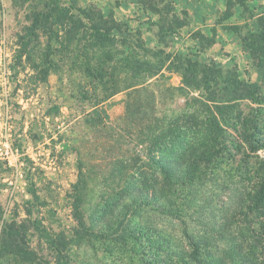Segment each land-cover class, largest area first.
<instances>
[{"label":"rangeland","instance_id":"obj_1","mask_svg":"<svg viewBox=\"0 0 264 264\" xmlns=\"http://www.w3.org/2000/svg\"><path fill=\"white\" fill-rule=\"evenodd\" d=\"M77 1L117 22H107L109 38L35 22L50 0H0V202L4 222L19 225L17 242L0 225V264H56L57 250L63 264H264V205L252 200L264 184V0H230V9L227 0H170L158 15L137 0ZM175 54L214 64L221 86L233 76L259 91L230 90L240 98L223 108L222 148L168 182L162 158L178 156L172 172L187 168L182 142L198 136L183 131L205 117L201 90L183 87L171 67ZM127 55L140 67H127ZM127 71L148 79L142 100L153 95L135 120ZM29 185L55 247L31 228Z\"/></svg>","mask_w":264,"mask_h":264},{"label":"trees","instance_id":"obj_2","mask_svg":"<svg viewBox=\"0 0 264 264\" xmlns=\"http://www.w3.org/2000/svg\"><path fill=\"white\" fill-rule=\"evenodd\" d=\"M137 1L142 9L149 10L156 15L161 13L162 10L160 7L165 8L166 6V8H168L169 3L171 2L170 0H165V3L160 6V0ZM238 2L243 5L242 0H238ZM230 3V0H227L226 6L228 9H230L232 6ZM44 6L48 7L46 12L43 13L42 11H36L34 13L33 20L35 22L39 20V16H43V18L46 20L49 19L58 26H64L65 23L69 22L73 29H77L76 34H78L80 27H85L90 31L99 33L101 37L109 38L111 34L108 32L109 27H107V22L118 25L113 18H110V21L105 18L101 11L96 7L92 5L82 7L78 4L77 0H66V2L63 4L58 0H50V3L45 4ZM171 21H176L175 17H173ZM256 21L260 26L259 36H264V14L258 15ZM71 27H69V29ZM159 29H164V32H168V30L174 32L175 26L172 24H159ZM69 32L70 30H67V34ZM68 36L69 35H67V37ZM173 57H175V62H171V67L180 75L182 86L188 89L201 90V97H194V99L197 103L198 111L202 112L205 117L202 121L203 128L198 127L197 124H193L192 120L190 119L183 131L188 132L191 130L188 132L190 136H194V138H196L195 135L198 136L195 140L189 143L185 144V142H182V150L179 154L180 158L185 154L191 157L187 163H185L187 168H183V170L180 172H172V166L180 167V159L178 156L174 161L171 160V158H162L164 162L161 167V173L168 182H172L173 180L178 182L182 176L188 174V172H190L196 166V164L200 163L197 161H208L214 153V151H212L214 147H219L220 149L222 148L223 141L225 140L224 129L222 128L220 122L223 108L228 102L240 98H234L230 94V90H238L239 92H237V95L243 93L241 97L247 96L246 93L259 91L255 83H248L233 76H224L222 78L223 85L221 86L217 81V78L220 76L212 75L213 71L219 72V70L215 68L214 64H212L210 68L206 63L192 60L189 55L175 54ZM140 65L141 63L138 60H132L130 59V56L127 55V67H131V69H137L140 67ZM159 70V68H156L150 73V75H156L158 73L157 71ZM127 75H129L132 79V81L127 82V116L132 120H135L137 117H142L144 115L146 116L149 113L148 111L151 109L150 102L153 95H149V97L142 100L141 92L146 90V86L149 83L147 82L148 79L141 76L139 72L127 71ZM160 134L161 132L159 133V136H161ZM174 140L175 139H172L171 144H173ZM246 142L250 150H254L255 147H257L254 144L253 139L246 138ZM151 159L155 158L152 156ZM27 191L33 198L27 200V206L25 208V213L28 216H32L29 222L31 228L35 233H37L39 237L43 238L45 242L50 244V246L55 247L51 234L43 225L40 217L37 216V204L34 200L35 190L31 185H29ZM145 193L146 192H144L142 195H148L149 198H154L153 191L147 194ZM141 199L144 200V198ZM252 200L254 203L264 205V184L259 185V190L254 193ZM3 215V206L0 202L1 234L2 236L12 234V236H14L13 240L17 242L18 240L16 239V232L13 234L10 233V231H16L19 225L15 224L16 222L5 223ZM191 244L194 247L192 250V254L194 255V253L198 251L199 244L198 242H191ZM15 251H21L23 254L25 253L23 249L19 250V248H15ZM1 253L2 247L0 241V258L2 256ZM56 264H63V258L59 250H57Z\"/></svg>","mask_w":264,"mask_h":264},{"label":"crops","instance_id":"obj_3","mask_svg":"<svg viewBox=\"0 0 264 264\" xmlns=\"http://www.w3.org/2000/svg\"><path fill=\"white\" fill-rule=\"evenodd\" d=\"M127 5L133 7L134 4L132 3V1L127 0Z\"/></svg>","mask_w":264,"mask_h":264}]
</instances>
